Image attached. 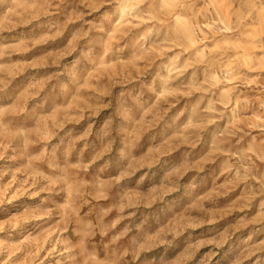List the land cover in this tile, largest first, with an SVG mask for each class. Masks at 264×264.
<instances>
[{
  "label": "rangeland",
  "instance_id": "obj_1",
  "mask_svg": "<svg viewBox=\"0 0 264 264\" xmlns=\"http://www.w3.org/2000/svg\"><path fill=\"white\" fill-rule=\"evenodd\" d=\"M111 7L107 0H0V95L46 94L83 43L74 29ZM130 11L136 18L113 30L109 55L82 81L74 111L155 76L156 90L126 117L138 169L131 180L148 172L145 185H156L137 199L142 206L141 197L152 198L159 230L175 237L167 256L174 264H264V0H146ZM117 48L127 55L112 60ZM92 107L98 115L90 107L67 127L99 125L110 109ZM21 179L0 178V264L103 261L90 226L95 205L106 202L86 190L83 202L62 194L53 218L36 206L40 196L22 192Z\"/></svg>",
  "mask_w": 264,
  "mask_h": 264
},
{
  "label": "clouds",
  "instance_id": "obj_2",
  "mask_svg": "<svg viewBox=\"0 0 264 264\" xmlns=\"http://www.w3.org/2000/svg\"><path fill=\"white\" fill-rule=\"evenodd\" d=\"M107 2L112 5L110 9L74 29L83 43L60 70L62 78L56 80L46 94L41 95V91L36 90L21 92L19 96L0 95V178L5 174L13 179L21 176L22 192H29L30 197L40 196L36 206L49 209L45 215H53V218L63 207L62 194L70 195L74 202H83L86 190L93 200L103 199L105 204L95 205V223L90 226L91 236L99 238L98 243L92 245L93 252L98 249L103 255V261L98 260L96 264H174L167 251L175 237L169 238L159 230L160 217L151 207L152 198L141 197L142 206L137 199L141 192L156 191V185H145L150 179L148 172L136 176L134 182L131 180L138 169L132 163L136 156L128 143L131 121L126 113L138 115L140 104L158 87L154 83L155 76L140 81L135 87L118 89L108 100L92 96L88 104L81 105L80 111H74L82 81L109 55L107 45L113 30L134 20L131 8H139L146 0ZM122 55L127 53L117 48L110 58L116 60ZM96 103L110 109L99 125L89 122L84 129L67 127L84 120V113L90 107V114L98 115L92 107ZM54 115L61 118L56 123H52ZM117 144L113 152L112 147ZM9 149L11 154H8ZM168 174L170 170L166 169L164 175ZM194 179L189 180L186 187L194 186ZM101 208L106 211L102 212ZM108 213L115 215L108 219ZM81 219L91 221L93 218ZM122 221L127 223L118 229ZM157 248L162 249L158 257L142 256Z\"/></svg>",
  "mask_w": 264,
  "mask_h": 264
}]
</instances>
